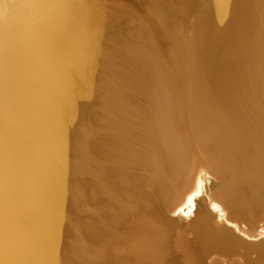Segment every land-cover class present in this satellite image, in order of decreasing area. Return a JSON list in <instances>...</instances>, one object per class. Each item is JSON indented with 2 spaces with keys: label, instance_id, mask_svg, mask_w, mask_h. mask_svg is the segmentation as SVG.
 Instances as JSON below:
<instances>
[{
  "label": "bare ground",
  "instance_id": "6f19581e",
  "mask_svg": "<svg viewBox=\"0 0 264 264\" xmlns=\"http://www.w3.org/2000/svg\"><path fill=\"white\" fill-rule=\"evenodd\" d=\"M143 1L0 0V264H264V0Z\"/></svg>",
  "mask_w": 264,
  "mask_h": 264
},
{
  "label": "rangeland",
  "instance_id": "374dc122",
  "mask_svg": "<svg viewBox=\"0 0 264 264\" xmlns=\"http://www.w3.org/2000/svg\"><path fill=\"white\" fill-rule=\"evenodd\" d=\"M119 1H121V2H123V1L124 2H127L128 4L127 3L126 4L128 6L130 5L131 8L134 9L133 12H135L136 15H137V16L134 15V13L132 15V16H134V19L133 20H135L134 22L131 21V23H130V24H132V27L133 28H137V27H141V26L144 27L145 30H146V32H147V34H148V36H150V38L152 39V41L155 42V43H157L160 40V37H161L160 34L158 33L157 25L156 24H147L146 22H144L145 18L147 16H149L150 13H151L149 10H147V7H146L145 3L143 4L144 1L143 0H142V2H141V0H119ZM204 3L205 2H202V3L200 2V4L202 6L201 5L199 6V3L196 4V6L193 9V12L191 11L189 13L188 12L187 13L186 12L185 13L184 12H181L180 9L178 11V8H177V5L176 4H171L170 3L172 6L174 5V7L173 8L171 6L169 7L170 4L168 3L169 4L168 5L169 9L167 10V12H165V19H166V25H167L168 30L171 33H173L179 39L180 38H184L186 35H188L189 33H191L195 29V27L199 24V18L201 20H204V18H206L205 16H207L206 15L208 13L207 6ZM203 5H205V6H203ZM198 6L200 8L202 7V9L207 12V13L205 12L206 14L204 15V18H203V15H202V14H204L203 13L204 11H201L202 9L198 8ZM133 9H131V10H133ZM200 11L202 12V14H201ZM130 13L132 14V11H130ZM130 13H129V15H130ZM200 16H202V17H200ZM126 17H129V16H126L125 15V18ZM135 17H137V18H135ZM119 22L120 21H118V23ZM123 22L124 21H122L121 23L117 24L116 21H115V22H113V24L123 26ZM110 23H108V24H110ZM125 24L126 23H124V25ZM130 24H129V26L128 25L123 26L125 28L127 27L126 29H124L123 27L121 28V29H124L123 32H122V30H120V32H121L120 33L121 34L120 36L121 37L124 36L125 39L126 38H128V39L125 40L124 38L122 39L120 37L121 38V40L119 42L120 43V46H119V43L116 44V46L119 47V49H122V50L125 49L126 50V49H129V47H132V46L135 45L134 44L135 37L132 34L133 33L132 32L133 28H130L131 27ZM111 25H112V23H111ZM109 30H107V28H106L105 29V32L108 34L109 33ZM124 31H125V33H124ZM125 34H127V37H126ZM201 50H202V52L200 51V54H202V53L205 52V51L203 52V49H201ZM204 58H205V55H204ZM123 67L126 70H128V67H125V66H123ZM206 68H208V67L206 66ZM208 70H209V68H208ZM166 71L169 74H174L176 72L175 71V67L172 64L171 59H170V63L167 65Z\"/></svg>",
  "mask_w": 264,
  "mask_h": 264
},
{
  "label": "snow or ice",
  "instance_id": "6c2138e0",
  "mask_svg": "<svg viewBox=\"0 0 264 264\" xmlns=\"http://www.w3.org/2000/svg\"><path fill=\"white\" fill-rule=\"evenodd\" d=\"M192 203H193V197L192 196H189L188 197V200H187L188 206L190 207L192 205Z\"/></svg>",
  "mask_w": 264,
  "mask_h": 264
}]
</instances>
